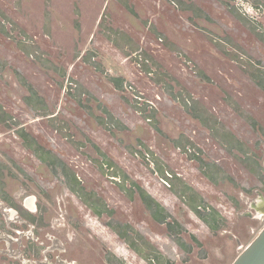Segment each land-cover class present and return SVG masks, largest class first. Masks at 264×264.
<instances>
[{"label":"flooded vegetation","instance_id":"obj_1","mask_svg":"<svg viewBox=\"0 0 264 264\" xmlns=\"http://www.w3.org/2000/svg\"><path fill=\"white\" fill-rule=\"evenodd\" d=\"M262 26L264 0L0 5V264H128L107 236L146 264H174L152 234L186 258L223 262V236L244 248L242 220H264Z\"/></svg>","mask_w":264,"mask_h":264},{"label":"rangeland","instance_id":"obj_2","mask_svg":"<svg viewBox=\"0 0 264 264\" xmlns=\"http://www.w3.org/2000/svg\"><path fill=\"white\" fill-rule=\"evenodd\" d=\"M0 5H2L3 7H7V5H12V0H0ZM17 5H21L20 3ZM261 30L264 32V26L261 27ZM11 41L3 38L2 34L0 33V55H8L9 57H13V53L12 51H10L11 49ZM15 60V59H13ZM14 62H18L17 60H15ZM28 67V66H27ZM7 79V77H6ZM8 80V79H7ZM0 84H3L2 81H0ZM154 88L150 86V88L148 87V95L150 97V99H152L153 101H155L161 108L162 110H165L166 112H169V101L167 98H157V96L155 95L154 93ZM98 111V110H97ZM262 111H264V109H262ZM173 112V111H172ZM86 115V114H85ZM85 115L82 113V114H79V116H76L73 118L72 117H68L70 115H67L65 113H63V116H67V118L70 119V123H69V127L70 129L74 130V131H77V129H79L80 131H85L87 130L83 125V120H81L82 118L83 119H88L87 117H85ZM263 115V114H261ZM264 116V115H263ZM77 117H80V118H77ZM264 119V118H263ZM78 124H80L78 126ZM85 129V130H84ZM245 132V131H244ZM54 133H55V143H57L56 146L59 145V147H62V148H67V145H66V142L62 141L61 140V137L59 136V134H57V132L54 130ZM60 148V149H62ZM69 148V147H68ZM91 153L95 155V152L93 149H90ZM71 156L72 155H75V154H79L80 157H79V160L77 161V169L79 171V175L86 181V185L88 187H94L95 189H97L98 192H102L103 189H101L102 187V183L104 181H106V176L105 174H99L98 173V170L96 168H93V164L90 165L89 164V160H87L86 157H84L82 154L80 153H77V152H70ZM135 159V158H134ZM118 160H121L123 162H128L127 159L124 157V156H119L118 155ZM230 172H232V174L234 176H237V177H241L237 170L236 169H233V170H230ZM248 177L246 176L245 177V182L247 183L248 182ZM244 181V180H243ZM218 188L216 189H211V193L210 195L212 196V198L214 199V201H218V199L221 197L222 195V191L226 190V191H229V192H233V193H236V189H232V186L231 184H225L223 186H217ZM110 191V189H108ZM106 191V190H105ZM54 192H55V195H59V196H62V190L60 188L58 189H54ZM67 196H72L71 194L70 195H67ZM107 196H108V193H107ZM110 198L114 199V200H118V199H115V198H118L116 196H112V195H109ZM244 205V204H243ZM245 206V205H244ZM222 207V206H221ZM228 212H231V209L228 210ZM125 214V211L123 213V215ZM225 214H228V213H225ZM230 218L232 219H236L237 220V216L236 214H231L230 213ZM242 222H245L247 224V229L246 231H241L239 230L240 228H236L235 231H237V229L240 231V238L241 240L244 242V245H246L245 247H247L256 237L257 235L260 233V231L263 229L264 227V220L263 221H251V220H242ZM103 223V222H102ZM135 223L137 224V222L135 221ZM248 225L250 226H253V227H256L257 230L255 233H252L251 231H249V228H248ZM95 226L97 228H100L99 230H102L104 234V229L103 226L101 225H98V223H95ZM106 235V233H105ZM108 239L110 240V244H112L113 247H115L116 249H118L119 251V254H121V258L125 261L128 262V264H130V260L134 262V264H146L141 258L137 257L136 259H133L130 257V253L119 243L116 241L115 238L111 237V236H107ZM151 240L154 239V242L156 243L157 247L159 248H162L163 251H164V257L167 258V256H170L171 259L174 261V264H233L234 260L238 257V255L240 254V252L245 248H242L240 251L238 250V248L236 249V246H235V242L234 240L230 237V236H223L221 237L223 240V243H224V249H223V255H224V261L223 262H219V261H213V260H202L201 259V255L198 254L199 250L194 247L193 251L191 252V254L188 256V258H186L185 256L182 255V253H177L175 252V250L172 248L171 246V242H169V239L168 238H165V237H160L158 235H155V234H152L150 235ZM218 236L217 234H215V237H214V240H218ZM117 242V243H116ZM125 257H128V259H125ZM162 262H165V260L163 259Z\"/></svg>","mask_w":264,"mask_h":264},{"label":"water","instance_id":"obj_3","mask_svg":"<svg viewBox=\"0 0 264 264\" xmlns=\"http://www.w3.org/2000/svg\"><path fill=\"white\" fill-rule=\"evenodd\" d=\"M242 248H238L240 251ZM233 264H264V227L257 237L245 247Z\"/></svg>","mask_w":264,"mask_h":264},{"label":"bare ground","instance_id":"obj_4","mask_svg":"<svg viewBox=\"0 0 264 264\" xmlns=\"http://www.w3.org/2000/svg\"><path fill=\"white\" fill-rule=\"evenodd\" d=\"M28 203V202H27Z\"/></svg>","mask_w":264,"mask_h":264}]
</instances>
